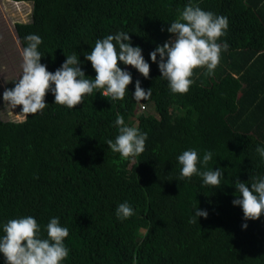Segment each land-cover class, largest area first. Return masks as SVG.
<instances>
[{
    "label": "trees",
    "instance_id": "obj_1",
    "mask_svg": "<svg viewBox=\"0 0 264 264\" xmlns=\"http://www.w3.org/2000/svg\"><path fill=\"white\" fill-rule=\"evenodd\" d=\"M11 1L32 3L31 21L14 29L22 49L27 35L41 37L48 71L76 54L94 79L85 53L97 39L123 31L142 48L150 73L146 79L121 62L132 75L123 100L94 90L69 109L49 91L42 112L20 122L0 119V237L10 219L32 216L46 238V225L57 217L69 230V256L61 264H264V215L245 221L232 203L237 180L250 187L264 179L256 152L264 147V53L258 54L264 25L247 0ZM189 3L227 17L218 42L229 48L213 75L197 68L189 91L172 93L149 54L174 39L167 28ZM136 80L151 88L147 101L134 100ZM138 106L149 111L139 113ZM117 116L148 134L138 157L125 160L107 146L119 134ZM189 149L201 158L213 153L208 167L222 169L219 188L197 175L181 177L177 157ZM123 202L134 214L121 220L116 209ZM197 207L208 216L190 223Z\"/></svg>",
    "mask_w": 264,
    "mask_h": 264
},
{
    "label": "clouds",
    "instance_id": "obj_2",
    "mask_svg": "<svg viewBox=\"0 0 264 264\" xmlns=\"http://www.w3.org/2000/svg\"><path fill=\"white\" fill-rule=\"evenodd\" d=\"M228 19L216 16L210 11L202 10L198 5L189 3L180 13L178 19L170 23L168 33L174 36L163 45H157L150 52V59L158 64L161 77L168 81L172 93L186 94L193 84L194 70L206 68V75H213L220 63L222 51H227V42L219 43L226 34ZM164 31V29H161ZM27 47L22 49V75L15 82L14 88L5 89L3 101L12 108L22 106V113L35 115L42 112L48 104L45 97L52 92L55 103L74 109L84 103V96L94 90H103V97L112 100H123L132 75L122 69V62L132 66L146 79L149 78L150 64L142 55L140 46H132L129 33L118 32L97 39L85 59L91 62L95 70L94 79L88 78L81 68V61L76 54L66 56V60L54 73L41 63L42 54L38 51L42 39L39 35L29 34L25 37ZM159 55V61L157 56ZM152 95L151 88L145 91L141 82L136 80L134 100H148ZM119 134L115 141L109 139L106 144L125 160L135 158L145 151L148 134L141 133L137 127L125 125L124 118L117 116L115 121ZM256 152L264 159V147H257ZM213 153L205 152L201 158L195 149L184 151L177 157L182 178L194 175L202 177L203 184L219 188L224 176L220 168H209ZM238 197L232 201L243 211V218L257 220L264 215V179L256 178L250 183L235 182ZM134 214L128 202H123L116 209L118 219L124 220ZM208 212L198 207L194 217L189 221L196 223V218H207ZM244 223L242 228L246 229ZM4 235L0 237V253L6 264H61L69 256V249L64 240L69 236L67 227L60 224L57 217L51 218L46 225V238L42 235L41 226L32 216L10 219L3 226Z\"/></svg>",
    "mask_w": 264,
    "mask_h": 264
},
{
    "label": "rangeland",
    "instance_id": "obj_3",
    "mask_svg": "<svg viewBox=\"0 0 264 264\" xmlns=\"http://www.w3.org/2000/svg\"><path fill=\"white\" fill-rule=\"evenodd\" d=\"M0 0V119L20 122L25 119L22 106L12 108L3 101V92L22 75V48L15 33V23L31 21V2ZM138 75H141L138 72ZM149 111V109H148ZM138 106L139 113L148 112Z\"/></svg>",
    "mask_w": 264,
    "mask_h": 264
},
{
    "label": "crops",
    "instance_id": "obj_4",
    "mask_svg": "<svg viewBox=\"0 0 264 264\" xmlns=\"http://www.w3.org/2000/svg\"><path fill=\"white\" fill-rule=\"evenodd\" d=\"M246 5L249 8V10L253 12L257 21L264 25V0H249V4L247 0ZM263 53L264 51H261L258 54L259 56H263ZM258 54L256 56H258ZM254 58L252 60H254Z\"/></svg>",
    "mask_w": 264,
    "mask_h": 264
},
{
    "label": "built area",
    "instance_id": "obj_5",
    "mask_svg": "<svg viewBox=\"0 0 264 264\" xmlns=\"http://www.w3.org/2000/svg\"><path fill=\"white\" fill-rule=\"evenodd\" d=\"M140 108H141L142 110H144V107H143V106H140Z\"/></svg>",
    "mask_w": 264,
    "mask_h": 264
}]
</instances>
